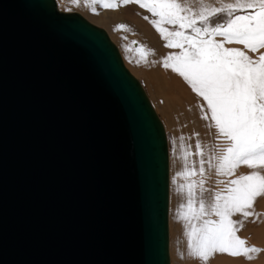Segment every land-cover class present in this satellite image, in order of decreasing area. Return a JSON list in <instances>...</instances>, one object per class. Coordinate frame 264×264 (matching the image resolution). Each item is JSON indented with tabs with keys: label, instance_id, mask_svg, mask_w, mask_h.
<instances>
[{
	"label": "water",
	"instance_id": "obj_1",
	"mask_svg": "<svg viewBox=\"0 0 264 264\" xmlns=\"http://www.w3.org/2000/svg\"><path fill=\"white\" fill-rule=\"evenodd\" d=\"M165 126L108 32L0 0V264H170Z\"/></svg>",
	"mask_w": 264,
	"mask_h": 264
},
{
	"label": "rangeland",
	"instance_id": "obj_2",
	"mask_svg": "<svg viewBox=\"0 0 264 264\" xmlns=\"http://www.w3.org/2000/svg\"><path fill=\"white\" fill-rule=\"evenodd\" d=\"M56 1L61 11L79 12L108 32L126 67L141 82L165 126L170 157L171 264H186L187 258L192 260L199 255L200 237L210 225L213 229L219 228L227 242V256L223 255L227 264H264V4L219 5L216 2V6L193 20L171 17L177 20L174 26L176 24L170 21L156 20L155 13L143 6L138 12L128 1L92 0V7L87 10L68 0ZM102 14H106L108 20L99 24L95 17ZM143 30L158 41L168 37V46H160L171 50L175 45L182 61L196 65L207 64L204 55L207 49H213L218 43L224 45L215 49L217 57L214 56L211 64L217 65L219 72L226 69L232 77V87L237 91L232 94L237 95L239 104L238 108L237 101L234 102L232 108L236 122L227 124L225 131L209 124L206 132L195 139L186 133L177 118L170 120L156 89L144 74V65L150 61L149 52L142 49L140 40H136ZM132 43L137 46L136 52ZM157 50L149 55H155ZM218 57L221 59L217 60ZM236 62L241 63L240 72ZM236 73L242 74L239 81L235 80ZM204 134L207 136L203 137ZM243 221L250 227L257 226L253 229V233H257L245 228L247 236H242Z\"/></svg>",
	"mask_w": 264,
	"mask_h": 264
},
{
	"label": "bare ground",
	"instance_id": "obj_3",
	"mask_svg": "<svg viewBox=\"0 0 264 264\" xmlns=\"http://www.w3.org/2000/svg\"><path fill=\"white\" fill-rule=\"evenodd\" d=\"M68 1L71 4L80 6L86 10L92 7L91 6L92 0H68ZM112 1L131 2L134 6H136V8H138L137 9L138 12L141 10V6H143L145 8L150 9L152 12L155 13L154 16L156 20L158 21L167 20V21H170L171 24H176V21H177L171 17H175L177 19L181 17L183 18L186 17V21H187V20H193L196 17H199L198 15L202 16V14L205 13L208 10V8L210 9L214 5L216 6V2L217 4L220 3L219 5H222V3L225 5H228V4H233V5L239 4L240 5V4H255V3L264 4V0H112ZM209 2H212V3H209ZM197 4H201L202 6L201 10H200L201 6L197 7L196 6ZM118 10L117 12H119ZM95 18L98 19L97 22L99 24L104 23L108 20V17L106 14H102L101 16H97ZM118 19L120 20L119 17ZM115 22H117V20ZM174 26H177V24ZM125 29H127V27H125ZM167 38L168 37L164 36L160 38V40L158 41V39L156 40V38H154L152 34L147 32L146 30L145 31L143 30V31H139V37L136 38V40L137 41L140 40V42H142L143 44L142 49L144 47V50L147 51V53L149 52V54L151 51L157 50L158 48H162V50H159V51L157 50L155 55H151V56L149 54L147 55V57L148 56L150 57L149 58L150 61L148 64H145V62L143 63L145 64L144 74H146V77L149 83L156 89L157 95L160 98V101L162 102L163 109L167 111L168 113L167 115L170 118V120H172L173 118H177L179 124L181 125L182 128L185 129L186 133L192 135L195 139L197 137L200 138L201 134L206 132L205 129L207 126H210L209 124H211V126L214 129L219 128L222 131L224 130V127L227 124L232 125L234 122H236L237 118L235 119L234 109L232 108L234 106V102L237 101L236 107L238 108H239V104H238L237 95L234 96L232 94L233 91H236L232 87L233 85L232 80H231L232 77L229 76L228 71L226 69H224L223 72H219L216 69L218 68V66L217 65L214 66L211 64V61L214 60V56H216L215 53H217L215 49H217L218 46L221 44L218 43V45H215L213 49L211 50L207 49L205 51L204 55L208 59L207 64L196 65V64H192V62L190 61H185V60L182 61V59L178 55V52L180 51L179 50L177 51L176 48H174L175 45L173 46V43H172L173 47L170 48L171 50H169V48L168 50L167 48L164 49L163 46L161 47L160 45L168 46L167 44L169 40ZM140 42H137V43H140ZM133 43H132V48L134 50L135 49L138 50L136 44H133ZM222 46L224 45H221V47ZM221 50H220V53H221ZM141 51L139 50V53ZM181 52L183 51L181 50ZM218 59H221V57L220 58L218 57L217 60ZM218 63L220 65L219 61ZM235 64L238 67V72H240L241 63L236 62ZM221 65H223V62L221 63ZM239 79H242V74L236 73L235 80L239 81ZM240 94L243 95V93H240ZM243 97H246V95ZM241 107L243 108V106ZM206 134H204L203 137L208 135ZM241 225L244 227V229L242 228L243 230L241 229L242 236L247 234L244 232L245 228H247L248 232L252 231V233H253V229L255 230L257 229V226H254L253 228L251 225L250 227L249 223L247 224L244 222ZM256 225L259 226V224H256ZM218 230L220 229L219 228L213 229V226L210 225L209 228L204 231V234H202L201 235L202 237H200L201 245L199 249V255L194 257L192 260L187 258L185 262L186 264H227L226 263L227 259L225 257L227 255L225 253V250L228 248L227 247L228 245L225 244L227 242L223 239L222 234H220L221 231H218ZM255 233H257V231ZM169 245H170V240H169ZM169 253H170V250H169ZM170 264H171V261H170Z\"/></svg>",
	"mask_w": 264,
	"mask_h": 264
}]
</instances>
